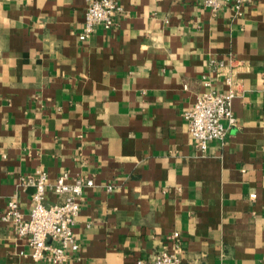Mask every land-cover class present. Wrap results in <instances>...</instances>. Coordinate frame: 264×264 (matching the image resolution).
Segmentation results:
<instances>
[{
    "label": "crops",
    "instance_id": "crops-1",
    "mask_svg": "<svg viewBox=\"0 0 264 264\" xmlns=\"http://www.w3.org/2000/svg\"><path fill=\"white\" fill-rule=\"evenodd\" d=\"M118 2L81 41L87 0H0V264H49L1 220L40 171L94 182L66 264L149 261L176 232L181 264H264V0ZM211 90L237 125L203 153L183 115Z\"/></svg>",
    "mask_w": 264,
    "mask_h": 264
},
{
    "label": "built area",
    "instance_id": "built-area-1",
    "mask_svg": "<svg viewBox=\"0 0 264 264\" xmlns=\"http://www.w3.org/2000/svg\"><path fill=\"white\" fill-rule=\"evenodd\" d=\"M212 13L219 12L231 2L237 12L245 0H200ZM123 13L118 0H87L81 41H87L97 26L109 30L114 25L115 16ZM233 91H208L198 96L194 105L183 117L188 132L195 140L197 148L205 153L208 144L224 141L231 128L237 125L233 111ZM21 187H32L33 206L25 215L18 201H9L1 220L12 224L17 239H25L30 248L29 257L34 262L66 264L73 254L79 251V244L74 233V226L81 210V201L86 188L94 186L92 180L75 179L70 181L63 175L55 182L48 179L47 173L40 171L21 179ZM51 192L59 197L58 202L47 206L46 194ZM251 198H255L252 195ZM174 243L173 250H165L154 255L149 261L140 260L137 264H181L182 246L180 233L169 237Z\"/></svg>",
    "mask_w": 264,
    "mask_h": 264
}]
</instances>
